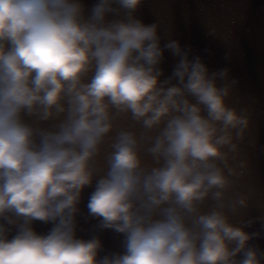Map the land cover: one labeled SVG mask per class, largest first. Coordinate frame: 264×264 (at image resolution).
<instances>
[{"label": "clouds", "instance_id": "9594fccd", "mask_svg": "<svg viewBox=\"0 0 264 264\" xmlns=\"http://www.w3.org/2000/svg\"><path fill=\"white\" fill-rule=\"evenodd\" d=\"M143 2L0 0V264H264L245 230L264 216L232 222L253 198L236 190L251 118L227 103L235 81L162 45ZM129 116L139 131L117 127ZM94 182L88 216L122 252L77 237Z\"/></svg>", "mask_w": 264, "mask_h": 264}, {"label": "water", "instance_id": "95a60500", "mask_svg": "<svg viewBox=\"0 0 264 264\" xmlns=\"http://www.w3.org/2000/svg\"><path fill=\"white\" fill-rule=\"evenodd\" d=\"M83 3L90 9L96 0H83ZM135 15L145 24L159 25L162 45L168 40H178L183 47H190V58L199 56L210 72L229 70L227 80H218V85L235 81L227 103L237 110L247 109L251 118L246 138L240 144V159L247 162L248 169L236 190H253L252 206L232 217V222L242 224L264 216V0H144ZM176 62L177 58L165 51L160 65L164 70L161 79L171 75ZM117 127H135L139 131V125H134L130 116L118 120ZM146 162L151 163L150 158ZM94 186L95 182L82 194L77 237L99 236L104 246L101 256L122 252L124 237L112 230H98L95 227L98 221L88 216L87 202ZM52 226L40 221L33 223L35 231L41 234H46ZM245 230L261 232L250 243L264 251L261 224L254 223Z\"/></svg>", "mask_w": 264, "mask_h": 264}]
</instances>
